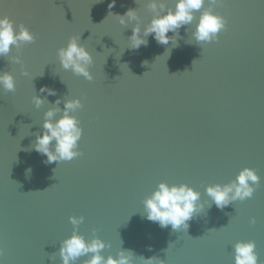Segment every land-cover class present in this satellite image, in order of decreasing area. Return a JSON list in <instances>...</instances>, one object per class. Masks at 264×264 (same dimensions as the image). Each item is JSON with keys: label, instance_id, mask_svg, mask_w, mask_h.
Wrapping results in <instances>:
<instances>
[{"label": "water", "instance_id": "1", "mask_svg": "<svg viewBox=\"0 0 264 264\" xmlns=\"http://www.w3.org/2000/svg\"><path fill=\"white\" fill-rule=\"evenodd\" d=\"M110 2L0 0V15L36 37L0 56V72L16 84L14 92L0 89V264H61L70 216L84 217L78 231L86 239L110 245L105 257L124 248L135 264L151 256L164 264H234L235 242L253 240L264 264V0L217 4L226 27L215 41L192 38L197 11V21L168 33L176 46L149 35L138 50L128 48L132 24L109 12L137 8L141 28L152 13L143 2L116 0L109 9ZM73 35L93 56L91 81L60 65L57 50ZM16 55L21 63L9 59ZM45 85L56 96L36 108L32 97ZM57 97L81 100L73 113L83 129L81 155L46 164L32 145ZM245 167L260 177L253 196L217 208L205 188ZM162 181L188 184L209 202L187 230L145 218L142 201Z\"/></svg>", "mask_w": 264, "mask_h": 264}, {"label": "clouds", "instance_id": "2", "mask_svg": "<svg viewBox=\"0 0 264 264\" xmlns=\"http://www.w3.org/2000/svg\"><path fill=\"white\" fill-rule=\"evenodd\" d=\"M101 2L103 0H95V3ZM141 2L152 13L150 21L143 28L137 8H128L123 15L109 12V15L116 17L120 25L132 24V34L128 37L129 49L138 50L142 45L146 47L148 45L146 37L149 35H152L158 44L168 45L171 41L176 46V36H169L168 33H178L182 26L197 21V11L200 15L191 33L196 43L217 40L218 34L226 27L225 18L214 11L215 6L222 0H175L174 8L169 7L165 0H135L136 4ZM115 5L116 0H111L108 8L112 9ZM35 39V35L23 23L14 26V22L7 15H0V56L8 55L13 46L19 52L22 46L34 42ZM57 56L64 70H71L89 81L93 79L89 70V66L93 64V56L80 43V37L71 36L67 46L57 50ZM9 59L14 63H21L19 55L11 56ZM22 74L29 75L26 70H23ZM15 87L14 76L7 71L0 72V89L4 92H14ZM39 93L32 97L36 108L47 102L46 96H56V90L46 85L41 86ZM61 103L64 105L63 109L58 107ZM81 107L79 98L57 97L53 106L44 112L42 131L36 134L32 145L38 154L46 157L44 163L70 161L81 155L77 149L83 129L80 121L73 115ZM26 172L31 173V169H27ZM259 181L260 177L255 169L245 167L228 183L208 185L205 193L217 208L223 209L237 200L244 201L246 198H251ZM206 203L209 202L201 201V193L188 184L170 185L164 181L160 182L142 201L147 220L158 223L161 228L171 225L173 230H187L188 222L194 214L204 212ZM69 221L73 225V230L71 235L60 243L58 254L61 264H76L81 257H86L82 264H135L132 250L120 248L115 257L112 255L105 257L102 250L110 247L109 244L95 235L91 239H86L80 234L78 227L84 221L83 216H70ZM251 223H255V218ZM233 248L234 264H261L255 241L238 240ZM0 255H3L2 250ZM55 258L56 253H53L50 259L55 260ZM140 259L142 264H164V261L155 256L146 259L140 257Z\"/></svg>", "mask_w": 264, "mask_h": 264}]
</instances>
